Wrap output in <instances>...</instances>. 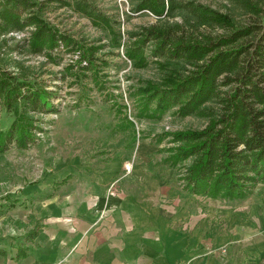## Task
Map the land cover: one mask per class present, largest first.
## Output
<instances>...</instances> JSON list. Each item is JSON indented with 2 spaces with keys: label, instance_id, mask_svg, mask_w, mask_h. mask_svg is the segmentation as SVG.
I'll list each match as a JSON object with an SVG mask.
<instances>
[{
  "label": "rangeland",
  "instance_id": "rangeland-1",
  "mask_svg": "<svg viewBox=\"0 0 264 264\" xmlns=\"http://www.w3.org/2000/svg\"><path fill=\"white\" fill-rule=\"evenodd\" d=\"M27 1L34 3L35 16L76 41L80 52L96 49L93 57L96 64L92 71L83 70L86 64L78 62V53H68L62 46L51 55L35 52L34 44L30 43L35 25L0 27V69L35 88L56 93L51 105H47L48 110L42 113L29 112L23 106H15L9 112L0 103V130H7L14 121L20 123L23 116L36 121L34 145L26 150L12 147L6 156H0V165L8 175L21 172L25 177L30 167L41 171L66 156L110 159L117 152L132 149L149 151L154 160L156 154L159 158L164 155L165 161L171 163L169 158L174 153L171 149L177 150L182 145L174 140V134L199 131L209 124V103L188 116H180L175 105L161 115L141 114L143 100L136 96L135 89L164 87L171 73L186 76L195 69L182 59L156 57L157 43L152 40L143 43L141 34L146 29H156L203 41L205 37L226 35L227 26L198 24L196 17L183 10L165 18L147 11L135 13V0H87L103 16L102 23L77 9L82 0ZM188 1L227 15L236 25L252 17L230 0ZM135 48L139 50L130 57ZM195 159L196 156L180 160L175 167L180 166L183 174ZM245 248L233 245L228 250L209 251V264H264L262 250Z\"/></svg>",
  "mask_w": 264,
  "mask_h": 264
},
{
  "label": "crops",
  "instance_id": "crops-1",
  "mask_svg": "<svg viewBox=\"0 0 264 264\" xmlns=\"http://www.w3.org/2000/svg\"><path fill=\"white\" fill-rule=\"evenodd\" d=\"M155 157L71 155L25 177L0 165V264H209L219 248L264 252L263 184L208 199Z\"/></svg>",
  "mask_w": 264,
  "mask_h": 264
},
{
  "label": "trees",
  "instance_id": "trees-1",
  "mask_svg": "<svg viewBox=\"0 0 264 264\" xmlns=\"http://www.w3.org/2000/svg\"><path fill=\"white\" fill-rule=\"evenodd\" d=\"M77 9L91 20L104 21L95 6L79 1ZM133 12H150L158 17L172 16L183 10L196 17L199 23L227 26L224 36L205 37L197 41L192 36L176 35L146 29L143 43L155 41L156 57L182 59L195 69L186 76L166 78L164 87L135 89L149 115H161L170 106H178L180 116L194 114L209 103V124L199 131L174 134L181 143L169 159L172 166L178 161L195 157V161L180 177L185 189L196 195L214 199H243L258 184L264 185V0H230L252 17L236 25L227 15L210 11L188 0H135ZM34 3L27 0H0V27L22 28L35 25L30 41L35 52L51 55L59 47L68 53H78L85 71H92L97 50L80 52L76 41L54 31L34 15ZM105 22V21H104ZM96 23V22H95ZM129 53L134 57L139 49ZM0 69V103L6 111L23 106L27 111L42 113L54 95L35 88ZM154 110V111H153ZM7 130H0V153L15 147L26 150L37 141L35 119L21 117ZM134 142V141H133Z\"/></svg>",
  "mask_w": 264,
  "mask_h": 264
}]
</instances>
